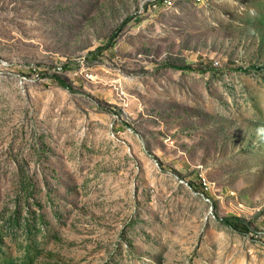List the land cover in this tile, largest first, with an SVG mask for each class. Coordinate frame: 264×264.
I'll list each match as a JSON object with an SVG mask.
<instances>
[{
    "label": "rangeland",
    "instance_id": "1",
    "mask_svg": "<svg viewBox=\"0 0 264 264\" xmlns=\"http://www.w3.org/2000/svg\"><path fill=\"white\" fill-rule=\"evenodd\" d=\"M152 2L0 0V264H264V0Z\"/></svg>",
    "mask_w": 264,
    "mask_h": 264
},
{
    "label": "trees",
    "instance_id": "2",
    "mask_svg": "<svg viewBox=\"0 0 264 264\" xmlns=\"http://www.w3.org/2000/svg\"><path fill=\"white\" fill-rule=\"evenodd\" d=\"M182 68H190L189 66H184ZM60 85L64 86V87H67V88H70L68 85L64 84L63 82L60 81ZM222 221H225V222H228L227 220V217L224 216L221 218ZM230 223L234 228L238 229V230H241V231H244L246 232L247 231V227L244 223L240 222V219L236 218L235 221H232V222H228Z\"/></svg>",
    "mask_w": 264,
    "mask_h": 264
},
{
    "label": "built area",
    "instance_id": "3",
    "mask_svg": "<svg viewBox=\"0 0 264 264\" xmlns=\"http://www.w3.org/2000/svg\"><path fill=\"white\" fill-rule=\"evenodd\" d=\"M150 1H153L151 4H148V8L150 7H154L155 6V3H154V0H150ZM163 2H165V0H163ZM151 5V6H150Z\"/></svg>",
    "mask_w": 264,
    "mask_h": 264
}]
</instances>
